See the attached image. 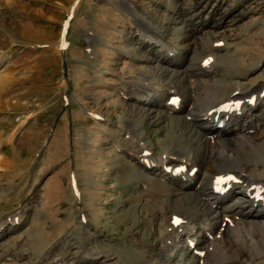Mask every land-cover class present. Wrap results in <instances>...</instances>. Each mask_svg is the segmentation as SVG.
<instances>
[{
  "label": "rangeland",
  "instance_id": "rangeland-1",
  "mask_svg": "<svg viewBox=\"0 0 264 264\" xmlns=\"http://www.w3.org/2000/svg\"><path fill=\"white\" fill-rule=\"evenodd\" d=\"M133 6L170 42L194 41L195 66L213 41L222 45V97L238 78L264 79V0H0V224L18 218L4 228L0 264H154L142 252H160L163 220L156 202L138 214L147 179L118 148L135 131L163 150L159 119L128 108L129 70L147 68ZM204 17L222 24L194 33ZM181 258L163 256L189 264Z\"/></svg>",
  "mask_w": 264,
  "mask_h": 264
},
{
  "label": "bare ground",
  "instance_id": "bare-ground-1",
  "mask_svg": "<svg viewBox=\"0 0 264 264\" xmlns=\"http://www.w3.org/2000/svg\"><path fill=\"white\" fill-rule=\"evenodd\" d=\"M132 9L143 15L146 25V34L141 31L139 37L140 32L134 30L132 34L139 35L133 45L143 49L147 68H129L126 96L132 107L128 108L159 119L161 135L156 136L163 146L160 152L152 150L144 141L145 134L138 139L135 131L118 143L128 158L122 160L126 166L147 179L135 199L138 214L156 202L154 216L163 220L158 223L162 228L160 252H152L150 244V250L142 252L144 258L167 264L163 256L181 253L189 264H264V167L259 164L264 159L263 77L248 84L238 78L222 97L226 76L217 62L230 57L220 54L222 45L213 41L195 66L194 41L189 42L191 46L187 41L170 42L152 25L145 9ZM211 18L204 17L205 22L199 20L191 30L200 33L222 24ZM254 71L253 67L250 73ZM161 80L169 81L164 91L156 85ZM9 218L0 224V241L7 223L18 224L17 217L10 222ZM9 230L10 234L15 231ZM1 252L0 259L6 254ZM99 256L96 251V259Z\"/></svg>",
  "mask_w": 264,
  "mask_h": 264
}]
</instances>
